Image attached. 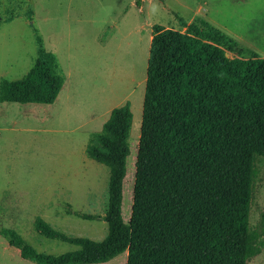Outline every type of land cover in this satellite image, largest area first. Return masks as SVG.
Wrapping results in <instances>:
<instances>
[{"label": "trees", "instance_id": "trees-1", "mask_svg": "<svg viewBox=\"0 0 264 264\" xmlns=\"http://www.w3.org/2000/svg\"><path fill=\"white\" fill-rule=\"evenodd\" d=\"M36 45L25 76L0 81V104L55 102L64 78L38 35ZM131 124L128 103L112 109L85 149L89 159L109 169L102 242L68 237L37 218L33 229L39 236L78 250L47 255L3 229L8 245L33 264H104L123 253L126 264H248L258 256L264 213L254 229L249 215L257 162L264 160V59L228 58L192 25L186 32L152 27L132 205L124 225Z\"/></svg>", "mask_w": 264, "mask_h": 264}, {"label": "rangeland", "instance_id": "rangeland-1", "mask_svg": "<svg viewBox=\"0 0 264 264\" xmlns=\"http://www.w3.org/2000/svg\"><path fill=\"white\" fill-rule=\"evenodd\" d=\"M154 25L181 32L192 25L228 58L264 59V37L251 43L258 27L264 36V0H0V81L25 76L36 57V35L64 78L51 105L0 104V233L13 230L47 255L78 247L39 236L33 229L37 218L68 237L106 238L109 169L89 159L85 149L110 111L126 103L132 124L121 217L128 224ZM257 171L252 229L264 213L263 159ZM72 212L100 219L83 220ZM126 260L123 253L104 264ZM0 264L33 263L0 234ZM248 264H264V249Z\"/></svg>", "mask_w": 264, "mask_h": 264}, {"label": "crops", "instance_id": "crops-1", "mask_svg": "<svg viewBox=\"0 0 264 264\" xmlns=\"http://www.w3.org/2000/svg\"><path fill=\"white\" fill-rule=\"evenodd\" d=\"M260 27H258V29H256L253 33H254V36L251 38V43L253 44H256V43H259L262 41L263 39V35H262V32L259 31Z\"/></svg>", "mask_w": 264, "mask_h": 264}]
</instances>
